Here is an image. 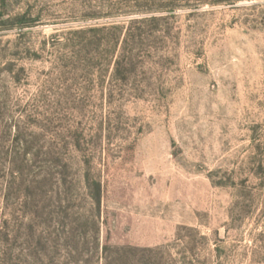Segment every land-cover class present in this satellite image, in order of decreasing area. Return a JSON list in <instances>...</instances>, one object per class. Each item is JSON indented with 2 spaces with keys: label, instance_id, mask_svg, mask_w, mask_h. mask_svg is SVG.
I'll list each match as a JSON object with an SVG mask.
<instances>
[{
  "label": "rangeland",
  "instance_id": "rangeland-1",
  "mask_svg": "<svg viewBox=\"0 0 264 264\" xmlns=\"http://www.w3.org/2000/svg\"><path fill=\"white\" fill-rule=\"evenodd\" d=\"M0 264H264V0H0Z\"/></svg>",
  "mask_w": 264,
  "mask_h": 264
}]
</instances>
